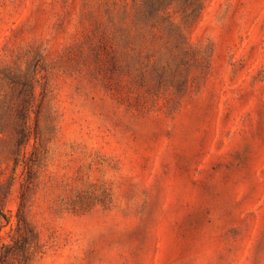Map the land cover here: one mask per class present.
I'll use <instances>...</instances> for the list:
<instances>
[{
    "label": "rangeland",
    "instance_id": "rangeland-1",
    "mask_svg": "<svg viewBox=\"0 0 264 264\" xmlns=\"http://www.w3.org/2000/svg\"><path fill=\"white\" fill-rule=\"evenodd\" d=\"M142 1L0 0V264H264V0Z\"/></svg>",
    "mask_w": 264,
    "mask_h": 264
},
{
    "label": "trees",
    "instance_id": "trees-1",
    "mask_svg": "<svg viewBox=\"0 0 264 264\" xmlns=\"http://www.w3.org/2000/svg\"><path fill=\"white\" fill-rule=\"evenodd\" d=\"M170 0H151L149 3L145 2V1H142L140 4L142 6L145 7V14L147 13H152L154 11H156L157 9H159L160 7L161 8H164L166 7L167 5L170 4ZM197 2H200V0H197ZM200 5H197L194 7V12H198L199 10V7ZM33 72V71H32ZM34 74L32 73V77L30 78V81L29 80V83H28V86H30V91H29V95H28V98H27V103H31L32 101V98H33V84H34ZM27 109L25 107H23L21 110H20V116L21 118L23 119V122L19 125L18 127V137H17V141L19 142V145H21V149L20 151L22 153H24V146H25V143L27 141V139L29 138V131H30V126L29 124H27ZM24 119H26V121H24ZM27 223V221H25ZM28 224V223H27ZM29 225V224H28ZM2 227V224L0 225V229ZM0 238H2V235L0 233ZM3 245H5V243H2Z\"/></svg>",
    "mask_w": 264,
    "mask_h": 264
}]
</instances>
